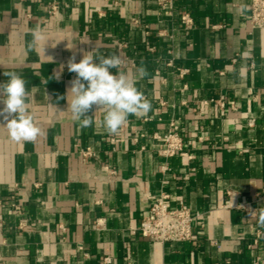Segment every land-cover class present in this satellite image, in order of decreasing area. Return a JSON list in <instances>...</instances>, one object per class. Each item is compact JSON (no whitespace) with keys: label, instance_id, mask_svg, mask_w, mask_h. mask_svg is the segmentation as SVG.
<instances>
[{"label":"crops","instance_id":"obj_1","mask_svg":"<svg viewBox=\"0 0 264 264\" xmlns=\"http://www.w3.org/2000/svg\"><path fill=\"white\" fill-rule=\"evenodd\" d=\"M159 2L0 0V82L4 71L28 81L42 130L15 142L0 118V264H264V30H249L251 0H166L165 10ZM37 25L47 40L27 50ZM93 49L125 59L130 78L141 61L149 71L136 86L151 110L117 134L105 129V109L94 106L92 126L81 128L71 95L60 99L76 76L69 58ZM169 131L193 159L160 155L154 134ZM87 148L95 156L84 162ZM154 196L197 216L191 241L141 236Z\"/></svg>","mask_w":264,"mask_h":264},{"label":"clouds","instance_id":"obj_2","mask_svg":"<svg viewBox=\"0 0 264 264\" xmlns=\"http://www.w3.org/2000/svg\"><path fill=\"white\" fill-rule=\"evenodd\" d=\"M248 10L247 5H241L240 12ZM32 40L26 43L27 50H34L39 42L46 41L44 30L37 25L30 30ZM123 63L118 54L105 56L97 50L83 51L82 58L76 62L73 54L67 68L75 73L68 89V109L72 119L79 123L81 128L91 127L93 115H88L95 106L96 109H105L104 126L109 134H117L125 125L130 115L142 116L151 108V102L136 86V82L149 76V71L144 63L135 70V77L120 70ZM112 69H116L113 72ZM7 80L0 82V118L7 127L11 140L15 142H34L42 134V130L34 121L28 108L29 91L28 81L16 71H4ZM58 78V76H57ZM256 212V210L254 211ZM257 223L264 228V208L259 210Z\"/></svg>","mask_w":264,"mask_h":264},{"label":"built area","instance_id":"obj_3","mask_svg":"<svg viewBox=\"0 0 264 264\" xmlns=\"http://www.w3.org/2000/svg\"><path fill=\"white\" fill-rule=\"evenodd\" d=\"M160 7L165 10L170 7V4L166 0H160ZM49 14L52 17H57L58 6L53 5L50 8ZM183 25L186 29L193 26V20L188 14H184L181 18ZM138 25L137 20H133ZM249 30H264V0H251L250 3V15L248 18ZM123 44H118V48L122 49ZM125 63V59H122ZM180 76L183 77L187 72L185 70H179ZM223 106V104H220ZM154 138L163 142L164 148L159 153L161 156L166 158H172L175 156L187 157L193 159L194 157L189 155L185 150L184 138L176 132L169 131L164 135L154 134ZM137 138L135 142L137 143ZM80 155L84 162H87L95 156L94 152L87 148L80 150ZM167 167H164L166 170ZM167 196H154L151 198V204L148 211L142 219L139 227V232L142 237L155 242V243H168L177 242L184 243L192 240L193 237V226L197 216L193 215L189 209L183 207L172 208L167 203ZM12 207L17 213H21L22 209L20 206L13 204ZM239 208L242 209L247 217H256V212L253 207L249 204H240ZM101 224V223H100ZM260 234L256 235L254 244L258 243ZM105 262H110L109 258L105 259ZM218 264H230L227 260L223 263Z\"/></svg>","mask_w":264,"mask_h":264}]
</instances>
